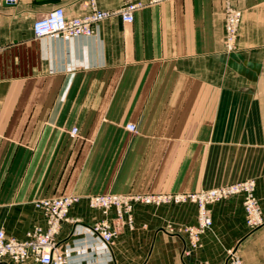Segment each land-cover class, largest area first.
Segmentation results:
<instances>
[{"label":"crops","instance_id":"crops-1","mask_svg":"<svg viewBox=\"0 0 264 264\" xmlns=\"http://www.w3.org/2000/svg\"><path fill=\"white\" fill-rule=\"evenodd\" d=\"M230 2L241 21L226 52L224 0H0V230L23 240L45 225L36 200L75 194L77 221L56 236L68 264H229L230 250L264 264V224L246 226L241 195L209 204L211 227L194 248L181 231L197 221L190 202L135 204L132 226L109 244L89 228L103 217L92 194L248 178L264 217V0ZM127 3L139 4L131 22L105 18L91 36L31 29L56 6L80 17Z\"/></svg>","mask_w":264,"mask_h":264},{"label":"built area","instance_id":"built-area-1","mask_svg":"<svg viewBox=\"0 0 264 264\" xmlns=\"http://www.w3.org/2000/svg\"><path fill=\"white\" fill-rule=\"evenodd\" d=\"M14 1L7 0L9 3ZM138 5L127 3L113 11L92 8L90 13L80 17H68L63 7L56 6L44 16L35 19L31 29L35 38L55 35L63 37L91 36L94 33L95 24L105 18L119 15L123 21L131 22L133 12L138 8ZM223 15L224 45L225 49L231 52L236 47L241 11L233 6L230 0H224ZM125 128L130 132H136V126L133 123L126 124ZM76 134L77 128L73 127L69 131V135L74 137ZM236 195L242 196L246 226L253 230L263 225L264 217L256 196L255 181L244 179L210 189H202L198 192L92 194L87 196V204L90 208L99 210L103 217L94 221L89 228L103 243L109 244L113 242L124 223L132 226V210L135 204L161 206L190 202L197 206V221L194 225L182 227L181 231L186 234L188 245L194 248L199 245L200 235L211 227L209 204ZM79 200L80 196L75 194L36 200L34 206L42 212L45 225L33 226L23 240H18L0 230V261L8 259L13 262H22L32 259L38 264H68L66 256L58 247L56 236L63 222L77 221L69 216V211ZM111 210L115 212L114 220L107 218ZM227 261L229 264H242L241 258L234 250L229 251Z\"/></svg>","mask_w":264,"mask_h":264},{"label":"rangeland","instance_id":"rangeland-1","mask_svg":"<svg viewBox=\"0 0 264 264\" xmlns=\"http://www.w3.org/2000/svg\"><path fill=\"white\" fill-rule=\"evenodd\" d=\"M223 44H224V39H223ZM224 49H225V45H224ZM226 52H228L226 49H225ZM249 179V178H248ZM217 187V186H215ZM213 188V187H211ZM207 189H210V188H207ZM202 189H199V190H195V191H185V192H198ZM180 191H161V192H141V193H162V194H175V193H179ZM188 203V202H187ZM165 205H169V204H165ZM173 205H176V204H173Z\"/></svg>","mask_w":264,"mask_h":264}]
</instances>
